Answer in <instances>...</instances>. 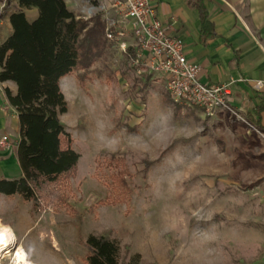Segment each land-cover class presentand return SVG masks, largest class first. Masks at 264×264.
Returning <instances> with one entry per match:
<instances>
[{"label":"rangeland","instance_id":"1","mask_svg":"<svg viewBox=\"0 0 264 264\" xmlns=\"http://www.w3.org/2000/svg\"><path fill=\"white\" fill-rule=\"evenodd\" d=\"M66 2L102 20L90 10L97 0ZM73 75L60 119L81 155L76 174L41 186L37 204L9 199L32 226L15 235L22 264H89L90 236L116 241L118 264H264V154L247 130L260 133L231 113L219 122L175 104L164 80L138 73L116 44Z\"/></svg>","mask_w":264,"mask_h":264},{"label":"trees","instance_id":"2","mask_svg":"<svg viewBox=\"0 0 264 264\" xmlns=\"http://www.w3.org/2000/svg\"><path fill=\"white\" fill-rule=\"evenodd\" d=\"M188 1L199 11L202 40L216 36L206 0ZM31 8L38 9L34 20L25 13ZM8 15L13 30L0 46V81H14L18 87L16 94L8 88L6 94L19 114L18 154L24 176L0 180V192L20 194L37 204L38 189L63 175H75L81 157L60 119L68 111L61 79L90 69L111 55L115 44L108 40L100 15L89 20L79 18L66 0H7L0 20ZM120 182L126 186L124 178ZM87 245L89 264L119 263L116 241L90 236Z\"/></svg>","mask_w":264,"mask_h":264},{"label":"crops","instance_id":"3","mask_svg":"<svg viewBox=\"0 0 264 264\" xmlns=\"http://www.w3.org/2000/svg\"><path fill=\"white\" fill-rule=\"evenodd\" d=\"M2 2L3 0H0V5ZM151 2L157 16L169 28L170 33L184 41L187 58L201 66L202 82L207 84L232 82L233 107L251 128L262 135L257 136L254 133L251 135L247 130L249 137L257 144L255 154H264V109L260 111V106L264 105V86L261 89L256 87L258 81L264 82V0H206L209 18L217 34L206 41L202 40L199 11L192 7L188 0ZM37 11V8L25 10L27 18L36 19ZM12 30L10 15L0 20V46ZM147 75L154 76L148 73ZM147 78L150 79L149 76ZM60 85L67 97L68 92L77 86L75 76L66 75L61 79ZM7 88L16 94L18 87L14 81H0V137L7 136L9 140V145L0 146V180H15L24 176L18 154V143L21 138L20 120L18 111L9 102ZM225 113L230 114L228 111L220 110L213 117L220 122ZM257 125L263 128L262 131ZM12 197L29 202L20 194L7 195L0 192V205L7 201L9 204L4 203L3 208L10 210L6 216L0 214V220L3 221L7 217L5 218L7 225L15 235L26 239L32 226L28 225V221L24 223L22 219L18 220L12 215L17 209L10 204L9 199ZM31 260L41 264L34 257Z\"/></svg>","mask_w":264,"mask_h":264},{"label":"built area","instance_id":"4","mask_svg":"<svg viewBox=\"0 0 264 264\" xmlns=\"http://www.w3.org/2000/svg\"><path fill=\"white\" fill-rule=\"evenodd\" d=\"M97 1L98 5H92L90 10L102 12L108 40L130 57L138 73L160 76L172 102L198 107L206 116L224 110L243 120L232 104V82L207 84L201 81V66L187 58L184 41L170 33L157 16L151 0ZM6 2L1 3V11ZM263 86V81L256 84L258 89ZM7 145L8 137H0V146Z\"/></svg>","mask_w":264,"mask_h":264},{"label":"bare ground","instance_id":"5","mask_svg":"<svg viewBox=\"0 0 264 264\" xmlns=\"http://www.w3.org/2000/svg\"><path fill=\"white\" fill-rule=\"evenodd\" d=\"M0 236L3 237V242L0 243V259L6 254L13 253V264H22L27 258L26 253L22 247H17V239L13 230L9 226L4 225L1 221Z\"/></svg>","mask_w":264,"mask_h":264},{"label":"snow or ice","instance_id":"6","mask_svg":"<svg viewBox=\"0 0 264 264\" xmlns=\"http://www.w3.org/2000/svg\"><path fill=\"white\" fill-rule=\"evenodd\" d=\"M3 242V237L2 236H0V243H2Z\"/></svg>","mask_w":264,"mask_h":264}]
</instances>
